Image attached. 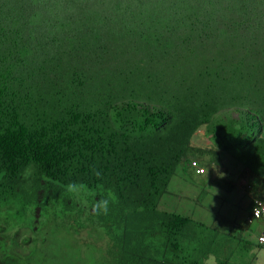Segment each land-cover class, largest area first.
I'll use <instances>...</instances> for the list:
<instances>
[{
  "label": "trees",
  "instance_id": "obj_1",
  "mask_svg": "<svg viewBox=\"0 0 264 264\" xmlns=\"http://www.w3.org/2000/svg\"><path fill=\"white\" fill-rule=\"evenodd\" d=\"M202 126L264 182V0H0V264H234L168 191Z\"/></svg>",
  "mask_w": 264,
  "mask_h": 264
},
{
  "label": "clouds",
  "instance_id": "obj_2",
  "mask_svg": "<svg viewBox=\"0 0 264 264\" xmlns=\"http://www.w3.org/2000/svg\"><path fill=\"white\" fill-rule=\"evenodd\" d=\"M204 128H206V126L200 127L195 132L191 140V145L196 134L198 132H202L201 130H203L204 133L203 138L204 140L205 139L208 140V145H206L205 147L200 146V148L204 152L208 151V153H204V154L200 153L198 155L200 158H195V156L189 155L188 156L189 159L186 165H187V170L193 172L194 175L193 178L200 180L205 176L209 177L206 182V185L209 187L210 184H218L220 177L223 179V181H226L227 176L233 173L234 168L231 166L230 163V159L232 158V156H229L227 153L223 152L221 149L218 148V146L214 145L213 142H211L208 138H206L205 136L206 130H204ZM253 143H254L253 139H247V140L242 139L240 148L245 147L244 148L245 150L253 146ZM194 147H198V146H194ZM237 163L243 168L244 180L237 183L236 185H227L226 186L227 190H221L220 193L221 195H225L226 193H231L232 197L235 199V203L233 207L237 211L236 220L230 223H226V227L230 228L229 229L230 234L228 236H225L224 233L222 232H220L218 235L231 238V245H226V249L232 250V248H234V249H240L246 251L249 250L251 231L253 228L255 231L256 247L259 249L261 248L264 249V228L263 230H261V228L260 229L256 228L258 223L264 225V182L260 174L261 165L258 162H247L248 165H245L238 161ZM253 168L256 170L255 173H253L250 170ZM181 172L183 171L181 170ZM257 182L260 183L261 185H257ZM200 190L201 193L196 195L197 203L200 201V196L203 193H207L205 189L204 192L202 188ZM180 196L182 197H179L177 200L175 199V201L171 200V202L174 203L175 206L179 204V200H185L186 202H189L187 201L189 198H193L194 202H196V198L193 196H189V194L184 196L183 193H180ZM240 210L244 211L245 218H243L242 214L238 213V211ZM190 218L194 220L191 216ZM200 226L201 225L198 224L197 227L199 228ZM198 231L200 230L198 229ZM202 232L205 233V231ZM75 236L76 234L69 236L70 239L69 242L72 241L71 237H75ZM83 236L86 237L85 234H83ZM95 238L96 241L93 242V244L96 246L97 245L101 246L98 243H96L99 241V239L97 237ZM245 238H247V240H245ZM257 255H260V257L264 259V250L257 251ZM210 258L211 257L207 258L204 261V264H211L212 260ZM258 261L259 258L256 259V262ZM214 264H215V260H214Z\"/></svg>",
  "mask_w": 264,
  "mask_h": 264
},
{
  "label": "rangeland",
  "instance_id": "obj_3",
  "mask_svg": "<svg viewBox=\"0 0 264 264\" xmlns=\"http://www.w3.org/2000/svg\"><path fill=\"white\" fill-rule=\"evenodd\" d=\"M215 121L222 122L225 121V119L215 118L214 122ZM204 130H206V128H204ZM201 131L202 132H198L196 134L192 142L193 146L205 147L208 145V140H204L203 130ZM195 158L200 157L196 155ZM230 163L234 168V171L232 174L227 176L226 181H223L220 177L218 184H210L209 187L207 185L202 187L199 180L193 178L194 175L192 171L186 170L185 172H181L180 168V170H177L176 174L172 178V182L168 188V191L171 193L170 199L172 201H175V199L177 200L180 197V193H183L184 195L189 194V196L196 198V195L201 193V188L207 191V193H203L200 196V201L198 203L194 201L193 204L191 202H187L184 206V200H179L180 205L176 206L178 207V211L191 216L196 222H198V224L201 225L199 227L200 232L205 231L213 239L220 232L224 233L225 236H228L230 234V228L226 227V223L235 221L237 216V211L233 207L235 199L232 197L231 193H226L225 195L220 194L221 190H227V185H236L244 180L243 168L232 158L230 159ZM238 213L242 214L243 218H245L243 210L238 211ZM256 228H261V230H263L264 225L258 223ZM82 232L86 235V241L94 238L93 233L90 232L88 227H84ZM245 240H247V238H245ZM255 241V231L252 228L249 250L245 251L232 248L230 261L234 264H264V259L261 258L260 255H257V251L264 249L257 248ZM97 243L102 245L103 242L98 241ZM67 244H69V241ZM86 250L88 253L90 248L89 250L88 248ZM70 255H75V252L72 248H69L66 245V247L60 250L56 258L53 255V258L45 261L44 264H70V261L68 260ZM80 255L83 258V261L88 259L85 258V255L87 254L81 251ZM257 258H259L258 262H256ZM210 259L212 260L211 264H214V259L212 257Z\"/></svg>",
  "mask_w": 264,
  "mask_h": 264
}]
</instances>
